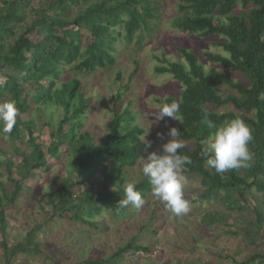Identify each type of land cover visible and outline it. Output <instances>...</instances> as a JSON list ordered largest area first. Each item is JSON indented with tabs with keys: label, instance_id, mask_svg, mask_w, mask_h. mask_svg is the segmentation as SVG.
I'll list each match as a JSON object with an SVG mask.
<instances>
[{
	"label": "trees",
	"instance_id": "obj_1",
	"mask_svg": "<svg viewBox=\"0 0 264 264\" xmlns=\"http://www.w3.org/2000/svg\"><path fill=\"white\" fill-rule=\"evenodd\" d=\"M39 1L41 5L34 7L30 0H2L0 7V77L7 80L0 87V101L14 99L20 110L13 131L10 134L0 131V138L12 143L9 145L12 157L6 149L0 150V156H4L0 166H5L4 174L0 173V233L6 264L21 254L41 253V243L33 237L35 230L28 233L25 241H10L6 211L10 206L22 205L24 195L39 185V179H46L58 167L65 170L59 182L63 194L49 195L47 203L52 210L46 213L50 219L68 218L99 230L101 221L94 218L104 211L116 218L127 217L128 206L123 209L116 206L124 198L128 172L142 161L147 150L142 141L143 127L122 126L133 119L129 107L122 109L120 93L112 103L108 131L96 139L82 131L81 118L92 99L87 96L89 90L84 82L88 85L85 80L88 75L115 63L117 36L124 37L128 45H143L141 32L151 20L161 17L162 3L157 0ZM28 6L35 16L26 24ZM176 6L179 14L174 15L171 23L175 31L217 40L213 42L215 50L204 53L215 64L208 70L199 54L184 47H178L177 53L185 62H174L162 55L165 65L155 68L156 73L170 74L183 85L180 98L172 95L157 102L180 103L182 123L172 127L180 130L187 145L180 154L192 159L185 175L198 179L202 188L191 203H221V208L205 211L201 226L230 227L232 223L227 222L234 214H241V218L254 215V229L237 226L226 233L237 236L245 232L243 241L250 253L237 264H264V0H178ZM73 7L77 8L74 17ZM72 64L82 77L74 76L60 84L62 74ZM233 73L240 74L244 80H236ZM27 87L33 91L28 92ZM55 106L63 110L56 122L51 114L48 116ZM202 106L206 107L214 128H208L204 122ZM221 108L225 110L217 111ZM237 116L252 129L249 146L253 161L249 168L220 175L206 166L201 152L216 129ZM41 120L47 121L51 133L47 145L42 142L46 128L39 124ZM19 139L25 140L27 146L15 144ZM16 174L19 176L15 177ZM134 184L144 198L152 192L146 176ZM97 187L100 192H96ZM151 218L156 217L153 214ZM128 251H149V248L132 238L114 251L111 261L87 259L82 264H119L118 260Z\"/></svg>",
	"mask_w": 264,
	"mask_h": 264
},
{
	"label": "rangeland",
	"instance_id": "obj_2",
	"mask_svg": "<svg viewBox=\"0 0 264 264\" xmlns=\"http://www.w3.org/2000/svg\"><path fill=\"white\" fill-rule=\"evenodd\" d=\"M157 1L162 3L160 8L162 15L158 19L151 20L147 28H143L141 32L144 34L143 45L138 49L132 46L126 47L122 41L123 37L117 36V65L113 68L98 69L85 78L88 85L84 82L89 90L87 96L92 99L86 115L81 118L82 131L89 132L95 139L96 136L105 134L112 120V103L115 96L120 93L123 95L120 105L123 110L129 107V114L133 119L132 123L126 121L122 126L139 124L145 129L142 138L145 137L146 141L152 142L143 158H146L147 154L152 151L162 153V145L171 139L168 136L169 129L172 125L179 123L169 117L163 120L158 119V109L162 105L157 100L166 99L172 95L180 98L183 89V85L175 81L170 74L155 72L157 63L153 60L154 56L158 55L162 58V55H165L174 61L178 59L177 48L184 47L199 54L207 70L215 65L204 56V53L207 50L214 51L213 42L217 40L202 39L196 35H181L171 26L174 15L179 14L176 6L178 0ZM30 4L34 7L41 5L39 0H30ZM1 6H3L2 0H0ZM28 7L26 24L35 16L31 7ZM76 10L77 8L73 7V17ZM147 40L151 42H146ZM218 50L221 52L219 48ZM155 52H157L156 55L153 54ZM183 61L185 62L184 58ZM74 64L67 67L65 73L62 74L60 84L78 76ZM233 76L236 80H244L240 74L233 73ZM176 82L180 86H177ZM26 89L28 92L33 91L32 87ZM224 110L221 108L217 111L223 112ZM50 114L56 122L57 118L63 114V110L55 106L48 112V116ZM39 124H43L46 128L43 130L45 136L42 142L47 145L51 141L50 129L46 127L47 121L41 120ZM121 128L120 132L123 133ZM158 133L163 134V139ZM15 144L27 146V142L22 139L15 141ZM9 145L12 143H9L5 137L0 138V150L6 149L8 156L12 157ZM1 156L4 158L3 155ZM143 158L128 172V183L141 181L144 176ZM4 168L5 166H0L1 175L5 172ZM18 176L15 175V177ZM63 176H65V170L60 171L59 167L56 168L54 173L46 179H39L38 186L26 192L23 197L24 201L21 202L22 205L6 208L10 222L8 229L10 241L14 243L25 241L28 233L35 230L33 237L36 242L41 243L39 255L21 254L14 260L11 259L10 264H82L87 259L99 258H108L111 261L114 251L128 244L132 238H136L138 243L147 246L149 251H128L118 260L119 264H176L179 262V264H237L245 261L250 253L243 241L244 231V233L240 232L239 235L233 236L226 233V230H236L237 226L244 229L248 226L254 229V215L241 218V214L236 213L227 222L232 223L230 227L224 224L201 226V218L205 211L221 208V203L218 201L192 204L188 214L176 216L167 209L165 202L151 192L145 198L142 209L136 210L132 205L127 207V217L116 218L110 212L104 211L101 216L94 218L95 221H101L99 230L89 229L87 225L68 218L50 219L46 211H51L52 207L47 200L51 194L53 196L63 194L62 184L59 183ZM188 180L185 197L192 202L200 195L202 188L198 179L191 177ZM97 191H101L100 187H97ZM153 214L156 217L154 220L151 218ZM257 240L261 241L258 237ZM1 241L0 233V264H6L3 259Z\"/></svg>",
	"mask_w": 264,
	"mask_h": 264
},
{
	"label": "clouds",
	"instance_id": "obj_3",
	"mask_svg": "<svg viewBox=\"0 0 264 264\" xmlns=\"http://www.w3.org/2000/svg\"><path fill=\"white\" fill-rule=\"evenodd\" d=\"M122 41L126 47L139 48L135 43L128 45L124 37ZM117 53L118 45L115 53V63L106 67L113 68L117 65ZM153 54L156 55L157 52ZM163 58L158 55L154 56L153 60L157 63L155 68L161 64L165 65L161 61ZM175 61H181L182 63L183 59L178 56ZM120 75L119 72L118 76L120 77ZM6 83V78L0 77V87H3ZM202 110L204 111V122L207 127L214 128L215 124L208 118L206 107L202 106ZM179 113L180 103L177 101L164 103L158 109V119L163 120L165 117H169L182 123ZM19 116L20 110L14 99L0 101V131L10 134ZM158 135L163 139L162 133H158ZM168 136L171 139L162 145V153L152 151L147 154L146 158H143L142 172L144 176L149 178L152 194L165 202L171 213L182 216L188 214L192 208L191 201L185 197V187L189 183L188 177L185 175L186 166L192 163V159L189 155L180 154V151L187 145L181 139V132L177 127H171ZM252 140V129L242 118L237 116L216 129L214 135L203 148L201 156L205 158L206 166L214 169L220 175L231 170L246 169L251 166L253 161V153L249 146ZM142 141L145 142L146 148L151 147V141H146L145 137L142 138ZM144 204L145 198L142 192L137 189L134 183H127L124 189V198L119 201L116 207L123 209L132 205L136 210H140Z\"/></svg>",
	"mask_w": 264,
	"mask_h": 264
}]
</instances>
